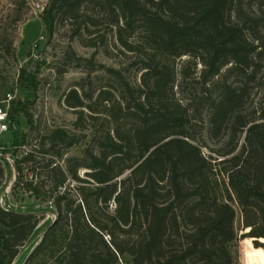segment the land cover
<instances>
[{
    "label": "trees",
    "instance_id": "1",
    "mask_svg": "<svg viewBox=\"0 0 264 264\" xmlns=\"http://www.w3.org/2000/svg\"><path fill=\"white\" fill-rule=\"evenodd\" d=\"M42 17L49 37L67 26L70 39L94 51L70 55L86 71L62 100L75 132L37 133L22 150L35 131L31 116L25 105L8 112L30 125L29 133L12 123L11 148L1 149L14 162L11 188L48 202L54 215L29 257L232 264L236 207L242 238L264 250V0H47ZM99 48L125 67L96 63ZM232 75L239 79L228 82ZM189 79L202 91L196 106L176 91ZM18 81L38 84L24 68ZM202 106L208 137L222 142L214 154H203L192 134L204 122ZM83 142L80 156L64 158ZM38 222L0 206V264H15Z\"/></svg>",
    "mask_w": 264,
    "mask_h": 264
},
{
    "label": "rangeland",
    "instance_id": "2",
    "mask_svg": "<svg viewBox=\"0 0 264 264\" xmlns=\"http://www.w3.org/2000/svg\"><path fill=\"white\" fill-rule=\"evenodd\" d=\"M46 3L47 0H0V101L5 100L7 94L11 95L8 112L11 106H27L35 127V131L30 133V125L22 113L9 114L8 130L0 133V151L3 148H11L12 123L18 130L30 133V144L22 147V150L32 148L37 133L47 135L57 127L69 133L75 132L72 125L75 114L71 108L63 104L62 100L63 95L73 84L85 77L86 71L81 67H74L70 55L73 52L76 57L89 58L94 49L85 46L77 38L70 39V30L67 26L58 28L49 37L42 17ZM231 19L233 20L232 15ZM83 39L87 37L83 36ZM94 59L96 63L107 67L122 68L126 64V59L106 54L102 48L97 50ZM183 59L185 56L181 60L177 59L176 65L179 66ZM21 68L37 77L38 84L35 89L20 84L18 75ZM131 75L134 79L135 73ZM237 79L239 77L232 75L228 78V82ZM262 80H264V72L257 75V81ZM188 81L182 85L181 90L177 89V86L175 88L176 91H181L179 97L183 95V102L192 98L193 106H196L202 91L199 84L191 79ZM251 93L255 102L261 96L258 87L253 88ZM199 108L204 122L201 126L193 127L192 134L203 154H214L222 147V142L208 137L209 110L206 106ZM85 146L83 142L76 147L66 149L64 158L80 156ZM0 161L4 168V175L0 181V206L7 210L30 213L39 218L34 237L20 248L15 264H55L49 253L29 257L33 242L54 219L52 207L48 202L23 190H12L15 177L13 159L10 158L9 153L0 152ZM82 173L83 170H80V175ZM234 225L238 240L233 252L232 264H264V250L255 248L249 240L242 238L248 233H244L246 230L243 228L242 217L237 207Z\"/></svg>",
    "mask_w": 264,
    "mask_h": 264
},
{
    "label": "built area",
    "instance_id": "3",
    "mask_svg": "<svg viewBox=\"0 0 264 264\" xmlns=\"http://www.w3.org/2000/svg\"><path fill=\"white\" fill-rule=\"evenodd\" d=\"M6 96L7 98L5 100L0 101V133L6 132L8 130V121H9L8 109H9V100L11 99V95L7 94Z\"/></svg>",
    "mask_w": 264,
    "mask_h": 264
},
{
    "label": "water",
    "instance_id": "4",
    "mask_svg": "<svg viewBox=\"0 0 264 264\" xmlns=\"http://www.w3.org/2000/svg\"><path fill=\"white\" fill-rule=\"evenodd\" d=\"M245 232H247V231H245Z\"/></svg>",
    "mask_w": 264,
    "mask_h": 264
}]
</instances>
